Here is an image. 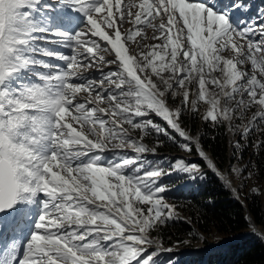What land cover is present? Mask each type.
<instances>
[{"label":"snow or ice","instance_id":"6c2138e0","mask_svg":"<svg viewBox=\"0 0 264 264\" xmlns=\"http://www.w3.org/2000/svg\"><path fill=\"white\" fill-rule=\"evenodd\" d=\"M248 9L0 0V264H159L151 234L174 218L160 183L170 171L131 132L178 134L217 171L185 113L203 107L206 123L240 136L237 149L264 129V10L242 21ZM148 29L159 43H145ZM171 170L205 175L183 158Z\"/></svg>","mask_w":264,"mask_h":264},{"label":"rangeland","instance_id":"374dc122","mask_svg":"<svg viewBox=\"0 0 264 264\" xmlns=\"http://www.w3.org/2000/svg\"><path fill=\"white\" fill-rule=\"evenodd\" d=\"M246 3L249 5L248 11L243 14L237 13L242 21L256 19L259 17L261 11L264 10V0H246ZM147 33L149 39L145 43H159V41L151 39V29H148ZM64 51L67 52L68 50L65 49ZM246 67L250 70V65ZM93 75L98 74L93 73ZM216 75L220 74L216 73ZM192 87L193 91H195L194 84ZM203 111L204 108L201 107L200 114L198 115L194 116L191 112L185 113L184 118L188 116L191 119V124L187 125V127L182 126L192 137H199V143L204 133H209L210 130L208 131V128L220 132V127H216L212 123H206L201 118ZM255 111L256 106H253L247 114V118L243 121L244 124L248 123ZM157 122H160L158 118ZM224 127L227 143H229V159H231V162L229 161L226 167L220 170L215 160L212 159L217 171H213L199 155L194 156V149L192 152L185 151L181 147L184 141L178 134H174L175 139H169L166 136L157 135L153 132H148L147 134L140 130H132L131 132L137 139L143 137L142 143L149 147H156L154 155L150 153L145 154L147 159L165 171H170V174L163 175L160 178V183L167 188L164 195L167 203L173 206L174 218L164 225H158L151 234L152 238L162 242L158 257L159 264H168L170 259L174 264H185L187 262L191 264H207L210 257L217 255L215 259L219 260V256H221L226 248L240 243L245 238L258 239L264 243V238L260 234H264V227L255 224H253L251 229L240 233L238 236H221L217 232L210 235L203 234L193 225L194 223L191 221L189 212L186 210L187 204L184 201L186 194L183 193L189 192L190 189L198 190L203 188L212 177L223 182L226 188L232 192L237 202L245 204L248 197L259 193L262 199V208L264 209V180L260 179L257 163L255 162V156L264 153V147L259 146L262 143L261 141L264 142V129L251 133L249 138L241 141V147L237 149L234 145L240 139V136L234 131H230L226 126ZM194 131H196V134H194ZM163 147L165 150L162 151ZM204 151L206 150L204 149ZM206 154L209 156V152L207 153L206 151ZM130 155H134V153H130ZM181 158L197 164L205 175L200 178H193L189 175L172 171L171 165L173 162ZM199 161L206 163L207 168L205 170L200 167ZM233 169L236 171H232ZM183 224L191 226L193 230L184 237V240L179 241L173 237L174 232H176V229H173V227L176 225L182 226ZM181 237L183 238V235L177 234V238ZM167 249H172V251L169 252Z\"/></svg>","mask_w":264,"mask_h":264},{"label":"trees","instance_id":"16d2710c","mask_svg":"<svg viewBox=\"0 0 264 264\" xmlns=\"http://www.w3.org/2000/svg\"><path fill=\"white\" fill-rule=\"evenodd\" d=\"M190 124L191 119L188 116L183 119L182 126L187 127ZM208 131L209 133H204L200 144L207 153H210L218 168L224 169L228 162H231L225 127L221 126L220 132L211 128H208ZM163 150H165L164 147ZM193 154L198 156L195 149ZM255 159L258 175L261 180H264V153L255 156ZM199 165L204 170L207 168L203 161H199ZM183 194H186L184 201L187 204L186 210L189 212L191 221L203 234L210 235L217 232L221 236H238L251 229L253 224L264 227V209L259 193L248 197L245 204L237 202L223 182L212 177L203 188L190 189L189 192L186 191ZM174 228L176 232L173 237L179 241L184 240V237L193 230L191 226L184 224L176 225ZM177 234L183 235V238H177ZM216 256L210 257L207 264H264V243L258 239L245 238L240 243L226 248L219 256V260L215 259Z\"/></svg>","mask_w":264,"mask_h":264},{"label":"clouds","instance_id":"9594fccd","mask_svg":"<svg viewBox=\"0 0 264 264\" xmlns=\"http://www.w3.org/2000/svg\"><path fill=\"white\" fill-rule=\"evenodd\" d=\"M30 231V227L25 228L24 230V236L26 237L28 232ZM11 234L7 232V224L5 225V238L10 239Z\"/></svg>","mask_w":264,"mask_h":264},{"label":"bare ground","instance_id":"6f19581e","mask_svg":"<svg viewBox=\"0 0 264 264\" xmlns=\"http://www.w3.org/2000/svg\"><path fill=\"white\" fill-rule=\"evenodd\" d=\"M206 152V151H205ZM209 156H210V154H209ZM211 157V156H210ZM212 159V158H211ZM261 235H262V237L264 238V234L263 233H260Z\"/></svg>","mask_w":264,"mask_h":264},{"label":"water","instance_id":"95a60500","mask_svg":"<svg viewBox=\"0 0 264 264\" xmlns=\"http://www.w3.org/2000/svg\"><path fill=\"white\" fill-rule=\"evenodd\" d=\"M210 154V153H209ZM197 159H199V158H197Z\"/></svg>","mask_w":264,"mask_h":264}]
</instances>
